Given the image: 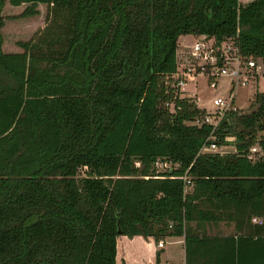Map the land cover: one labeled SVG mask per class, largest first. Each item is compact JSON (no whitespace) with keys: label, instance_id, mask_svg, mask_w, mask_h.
Masks as SVG:
<instances>
[{"label":"trees","instance_id":"16d2710c","mask_svg":"<svg viewBox=\"0 0 264 264\" xmlns=\"http://www.w3.org/2000/svg\"><path fill=\"white\" fill-rule=\"evenodd\" d=\"M7 2L48 19L0 48V264H126L119 234L182 235L184 264H264V91L218 123L226 153L200 152L211 126L185 122L204 111L194 96L162 105L180 34L231 36L264 61V0ZM218 222L233 232L205 230Z\"/></svg>","mask_w":264,"mask_h":264},{"label":"built area","instance_id":"2783aa9c","mask_svg":"<svg viewBox=\"0 0 264 264\" xmlns=\"http://www.w3.org/2000/svg\"><path fill=\"white\" fill-rule=\"evenodd\" d=\"M186 50L175 52V69L173 72L164 76L165 91L169 95L162 101V105L169 112L174 111V99L185 94L184 86L188 80H192L197 74H205L206 78L215 81L217 76L222 73L235 76L236 81L244 83L248 78L246 75L257 76L258 72L264 73V61L260 56H244L238 53L232 37H226L220 41H215L211 35H195V40L188 44ZM184 90V93H183ZM230 90V88H229ZM231 91V90H230ZM212 103L215 105L213 112L204 111L185 122L189 124L200 125L201 123L210 124V131L207 135V142L200 147V152H215L217 143L215 142L216 134L214 132L220 120L224 117L229 118L230 114L237 111L233 104V96L229 99L214 97ZM178 106V105H177ZM198 107V106H197ZM262 154L257 144H252L247 148L246 157L256 160ZM165 161H155L156 171L160 166H168ZM184 185L190 184L186 175H182ZM251 221L260 223L259 217H251ZM166 236L155 241L156 248L163 247Z\"/></svg>","mask_w":264,"mask_h":264},{"label":"rangeland","instance_id":"374dc122","mask_svg":"<svg viewBox=\"0 0 264 264\" xmlns=\"http://www.w3.org/2000/svg\"><path fill=\"white\" fill-rule=\"evenodd\" d=\"M244 2L246 0H239ZM26 3L19 5H11L4 0L3 6L0 11L2 17V25L0 26L2 52L21 51L22 47L17 45V41H26L34 36L40 28L47 23L46 18V5L44 3H37L34 6L35 12L22 15L20 12ZM195 40V35L187 33L180 38H177L176 51L186 50L188 44ZM248 78L242 84L236 81L235 76L227 73H222L215 81L208 80L205 74H197L192 80H188L184 86L186 93L193 94L196 99V105L203 108L205 111L213 112L215 105L212 103L214 97H221L229 99L230 95L233 96V104L236 106V112L248 111L253 106V93L255 90L264 91V73L258 72L257 76L247 73ZM233 85L232 90L229 88ZM183 90V93H184ZM192 97V96H191ZM196 97V98H195ZM264 133V128L258 130L256 135ZM224 142H220L216 146L218 153H226L234 151L233 136L228 132L222 137ZM158 170L168 169L166 166L158 167ZM82 169V168H81ZM85 171L79 170L78 175H84ZM185 189H190V185L185 186ZM205 230L209 233H231L233 232L232 222H218L216 224H207ZM170 246L166 243V247Z\"/></svg>","mask_w":264,"mask_h":264},{"label":"crops","instance_id":"0c3cea01","mask_svg":"<svg viewBox=\"0 0 264 264\" xmlns=\"http://www.w3.org/2000/svg\"><path fill=\"white\" fill-rule=\"evenodd\" d=\"M183 35L185 34H180L177 38L179 39ZM185 94H188L186 90ZM190 96L194 95L190 94ZM154 243L151 236L143 237L135 234L128 237L119 234L115 239V259L116 261L123 260L126 264H184L182 235L166 236L165 243L161 248H156ZM166 243L170 246L166 247Z\"/></svg>","mask_w":264,"mask_h":264},{"label":"water","instance_id":"95a60500","mask_svg":"<svg viewBox=\"0 0 264 264\" xmlns=\"http://www.w3.org/2000/svg\"><path fill=\"white\" fill-rule=\"evenodd\" d=\"M262 126H264V121H263V123H262ZM116 223H117V222H116ZM116 230H117V232H119V227H118V225H117Z\"/></svg>","mask_w":264,"mask_h":264}]
</instances>
